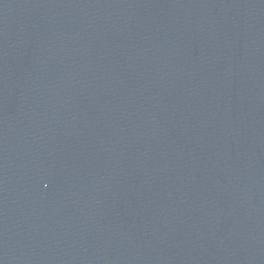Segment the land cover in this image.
<instances>
[{"label": "water", "instance_id": "obj_1", "mask_svg": "<svg viewBox=\"0 0 264 264\" xmlns=\"http://www.w3.org/2000/svg\"><path fill=\"white\" fill-rule=\"evenodd\" d=\"M0 264H264V0H0Z\"/></svg>", "mask_w": 264, "mask_h": 264}]
</instances>
